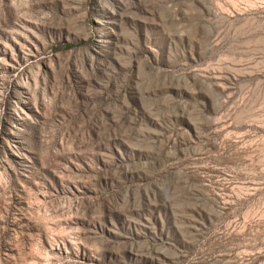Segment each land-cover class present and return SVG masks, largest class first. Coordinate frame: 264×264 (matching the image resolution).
Returning <instances> with one entry per match:
<instances>
[{
	"label": "rangeland",
	"instance_id": "374dc122",
	"mask_svg": "<svg viewBox=\"0 0 264 264\" xmlns=\"http://www.w3.org/2000/svg\"><path fill=\"white\" fill-rule=\"evenodd\" d=\"M0 264H264V0H0Z\"/></svg>",
	"mask_w": 264,
	"mask_h": 264
}]
</instances>
